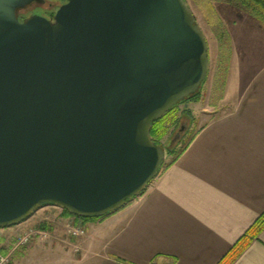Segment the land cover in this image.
Wrapping results in <instances>:
<instances>
[{"label":"water","instance_id":"95a60500","mask_svg":"<svg viewBox=\"0 0 264 264\" xmlns=\"http://www.w3.org/2000/svg\"><path fill=\"white\" fill-rule=\"evenodd\" d=\"M0 0V228L47 205L80 217L145 191L153 123L197 94L209 43L188 0Z\"/></svg>","mask_w":264,"mask_h":264},{"label":"crops","instance_id":"0c3cea01","mask_svg":"<svg viewBox=\"0 0 264 264\" xmlns=\"http://www.w3.org/2000/svg\"><path fill=\"white\" fill-rule=\"evenodd\" d=\"M223 9L216 7L226 23ZM245 18L233 20L235 29L227 27L232 39L227 78L228 65L221 63L215 95L207 93V77L198 102L189 104L202 108L188 112L190 121L204 123L180 156L164 162L145 191L125 206L84 221L85 235L60 238L50 222L58 236L17 249L12 264H219L227 258L264 212V26ZM244 24L247 30L238 28ZM4 239L1 253L14 243ZM230 264H264V229Z\"/></svg>","mask_w":264,"mask_h":264},{"label":"rangeland","instance_id":"374dc122","mask_svg":"<svg viewBox=\"0 0 264 264\" xmlns=\"http://www.w3.org/2000/svg\"><path fill=\"white\" fill-rule=\"evenodd\" d=\"M223 1V2H221ZM191 7L193 8V11L195 13V16L197 18L198 23L202 26L206 37L208 39L209 43V55H210V70L208 74V94L209 90L213 91V95H215V80L216 78H222L223 70L221 68V63H227L228 70L225 71V79L227 78V75L229 73L230 69V63L232 61V58L230 56V48L232 47V39L227 36L229 34L227 32V27H230L231 29H235L233 26V20H236L239 17H243L245 19L255 17L258 19L257 16H254L253 12L249 8H245L241 2V0H188ZM62 2L60 0H45L44 2L37 1L29 6L28 12L25 13V15L30 16L36 11H45L48 9H52L53 11L56 10L58 6H60ZM219 9H225V13L228 14L226 17V23H224L221 19V16L219 15V12L216 11V7ZM223 9V10H224ZM259 20V19H258ZM261 22V21H260ZM261 24L264 23L261 22ZM245 25V24H244ZM250 25V24H249ZM248 25H245V27L238 26L239 29L247 30ZM237 28V27H236ZM224 79V78H223ZM200 96L198 98H192L190 100L184 101L180 103L168 116H167V127L168 131L166 135L161 139V144H164L167 148V155L165 159V163H168L170 160H172L173 155L170 153V151L178 150L180 149L190 138L191 134L195 129H197L200 125H202L204 122L200 120L196 121L195 123L191 122L188 117V112L191 110L193 114L201 112L202 108H199L198 104H195L193 108L189 106L191 102H198ZM189 107V109H188ZM194 116V115H193ZM182 124L187 125V129L180 135L178 138H176V134L178 131H180V127ZM63 209L53 206V205H47L45 207H42L37 212H35L28 220H32V223L34 224L27 226H19L18 225L7 227V228H14V230L10 231L11 233L7 235V231H3V233H0V237H4L5 239H11L13 240L16 238L18 234L24 233L25 231L36 227V225H39L40 222H42L44 216L48 214L52 220V223L56 225L60 229V234L58 236V232L54 233L52 236V239L55 236H58L63 239H69L63 220L59 217L60 212ZM21 224V223H20ZM16 227V228H15ZM4 239V240H5ZM52 239H49L52 241ZM71 240V239H69Z\"/></svg>","mask_w":264,"mask_h":264},{"label":"trees","instance_id":"16d2710c","mask_svg":"<svg viewBox=\"0 0 264 264\" xmlns=\"http://www.w3.org/2000/svg\"><path fill=\"white\" fill-rule=\"evenodd\" d=\"M60 1L63 3L66 0H60ZM241 2L245 8L251 9L253 14L258 17L259 21L264 23V0H241ZM199 96H200V91L197 94H195L194 96L188 98L187 100H190L194 97L198 98ZM187 100H185V101H187ZM177 106L178 105L171 108L163 117L159 118L158 120H156L153 123L151 134L157 143H160L161 139L166 135V133L168 131L167 121H166L167 116ZM188 143H189V141L187 140V142L180 149L170 151V153L173 155V158L171 161H174L175 159H177V157L180 156V154L184 151V149L188 145ZM62 213L65 216H75L78 219L83 220V222L103 217V216H100V217H93V216L80 217V216H76L74 214H71L70 212H68L65 209H63ZM40 228L45 229V230H49V231L52 230V226L46 222H42L40 224ZM263 229H264V212L257 218L255 223L247 231V233L241 238V240H239V242L233 247V250L229 253L227 258L219 264H230L231 262H233L243 252V250L251 242V240L254 237L259 236V234L262 232Z\"/></svg>","mask_w":264,"mask_h":264},{"label":"built area","instance_id":"2783aa9c","mask_svg":"<svg viewBox=\"0 0 264 264\" xmlns=\"http://www.w3.org/2000/svg\"><path fill=\"white\" fill-rule=\"evenodd\" d=\"M63 211V210H62ZM59 217L63 220L65 225L66 234L69 239H77L87 232V227L85 223L75 216H65L60 212ZM42 222L50 223L52 222L50 216L46 214ZM41 222V223H42ZM53 233L49 230L42 229L40 227H33L24 233L18 234L14 239V243L7 253L0 252V264H12L14 252L24 245L30 244L33 240L39 239L42 241H48L52 239ZM76 251L80 250L79 246L75 247Z\"/></svg>","mask_w":264,"mask_h":264},{"label":"flooded vegetation","instance_id":"af4514ba","mask_svg":"<svg viewBox=\"0 0 264 264\" xmlns=\"http://www.w3.org/2000/svg\"><path fill=\"white\" fill-rule=\"evenodd\" d=\"M41 1L44 2L45 0H40L39 2H41ZM32 4H30V5H32ZM30 5H28L27 7L19 10V17H20L21 20H24L26 17H29V16L25 15V13L28 12L27 10H28ZM35 13H41L42 15L46 16L47 18H52L54 16V14H55V11H53L52 9L51 10L48 9V10H45V11H36ZM186 127H187L186 124H182L181 127H180V131H178V133L176 134L175 137L178 138L180 135H182V133L187 129Z\"/></svg>","mask_w":264,"mask_h":264}]
</instances>
